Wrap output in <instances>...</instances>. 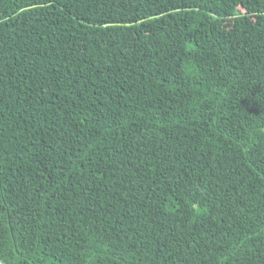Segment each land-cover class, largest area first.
<instances>
[{"label": "trees", "instance_id": "1", "mask_svg": "<svg viewBox=\"0 0 264 264\" xmlns=\"http://www.w3.org/2000/svg\"><path fill=\"white\" fill-rule=\"evenodd\" d=\"M0 264H264V0H0Z\"/></svg>", "mask_w": 264, "mask_h": 264}]
</instances>
